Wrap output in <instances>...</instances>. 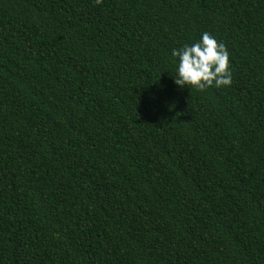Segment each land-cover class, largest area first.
<instances>
[{
  "label": "trees",
  "instance_id": "1",
  "mask_svg": "<svg viewBox=\"0 0 264 264\" xmlns=\"http://www.w3.org/2000/svg\"><path fill=\"white\" fill-rule=\"evenodd\" d=\"M0 264H264V0H0Z\"/></svg>",
  "mask_w": 264,
  "mask_h": 264
},
{
  "label": "clouds",
  "instance_id": "2",
  "mask_svg": "<svg viewBox=\"0 0 264 264\" xmlns=\"http://www.w3.org/2000/svg\"><path fill=\"white\" fill-rule=\"evenodd\" d=\"M102 4L103 0H96ZM179 58L174 83L180 87L203 92L208 88L228 87L232 84L229 52L223 43L205 32L202 39L191 46L172 51Z\"/></svg>",
  "mask_w": 264,
  "mask_h": 264
}]
</instances>
